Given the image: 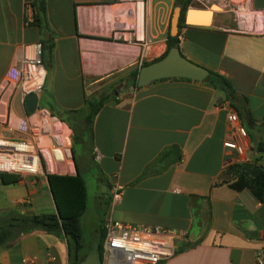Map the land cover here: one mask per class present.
Returning <instances> with one entry per match:
<instances>
[{
	"label": "crops",
	"instance_id": "0c3cea01",
	"mask_svg": "<svg viewBox=\"0 0 264 264\" xmlns=\"http://www.w3.org/2000/svg\"><path fill=\"white\" fill-rule=\"evenodd\" d=\"M192 1L201 9L217 4L218 11L210 25H178L172 36L173 10L185 0H43L42 11L39 0H0V137L28 138L43 114L79 130L86 156L82 168L75 165L96 172V204L107 203L103 222L170 232L174 254L160 264H255L254 254L264 250V205L248 190L230 188V168H264L257 150L264 145V32L251 21L261 18L264 27V0ZM134 2H142L140 19ZM26 4L37 9L34 24L26 23ZM169 37L182 57L225 78L234 94L228 99L205 81L187 79L133 87L131 73L160 60ZM37 48L46 76L29 114L7 72ZM102 99L88 130L89 104ZM228 111L247 134L242 156L223 145ZM114 184L122 188L118 203L110 201ZM9 186L0 189V213L37 214L36 200L43 202L38 214L56 212L46 177L0 183ZM27 257L69 264L67 241L34 231L0 249V264Z\"/></svg>",
	"mask_w": 264,
	"mask_h": 264
},
{
	"label": "built area",
	"instance_id": "2783aa9c",
	"mask_svg": "<svg viewBox=\"0 0 264 264\" xmlns=\"http://www.w3.org/2000/svg\"><path fill=\"white\" fill-rule=\"evenodd\" d=\"M135 8H139L142 2H134ZM23 14L27 24H33L37 16L34 5L26 4ZM252 18V17H251ZM260 25V31L264 32L261 18L253 20ZM40 49L37 48L31 54L27 51L17 64L7 72V78L16 84L24 98L30 94H37L44 84L46 72L41 65ZM226 120L231 127L224 148L234 151L242 156L245 152L247 134L240 125L238 116L233 111H228ZM45 125V122H43ZM43 124V125H44ZM51 127L38 126L31 122L27 133L28 138L22 140H10L0 137V174L11 175L19 178H39L49 174H65L67 156L61 161L55 162L56 151L62 139L69 137L64 135L51 136L52 150L46 143L50 137ZM70 142V140H69ZM62 164L63 170L59 171L57 165ZM122 194V188L114 184L110 188V201L118 203ZM104 239L102 245L101 264H160L170 259L174 250L169 242L170 232L163 228L135 227L111 219L102 224ZM52 261V258H49ZM255 264H264V250L254 254ZM22 264H38L35 257H27Z\"/></svg>",
	"mask_w": 264,
	"mask_h": 264
},
{
	"label": "trees",
	"instance_id": "16d2710c",
	"mask_svg": "<svg viewBox=\"0 0 264 264\" xmlns=\"http://www.w3.org/2000/svg\"><path fill=\"white\" fill-rule=\"evenodd\" d=\"M181 1V0H179ZM190 4V0H185L182 6V16L179 26L184 25V13ZM38 11L43 10V0H39ZM201 9V8H200ZM37 16L34 23L36 22ZM33 23V24H34ZM175 37L168 38L167 50L162 56L164 58L171 48L177 47ZM161 58V59H162ZM138 70L131 73L133 87H136V77ZM210 86L221 90L229 99L234 91L228 81L218 74L211 73V77L205 80ZM107 100H97L90 102V112L85 118V124L90 129L93 117L101 109ZM259 152H264V145L257 147ZM74 175L49 174L46 176L47 184L55 206L53 214H21L17 211H7L0 213V249L7 248L16 243L22 236L34 231H42L47 234H63L67 241L69 264H79L89 250L94 240L98 243V252L101 258L104 231L102 222L104 219V209L101 212V226H99L95 239L91 243L84 240V231L81 218L87 205V188L77 164ZM235 181L230 184V188L235 191L248 190L254 198L264 205V168L254 164H236L230 168ZM19 177L0 174V183L3 185L15 184Z\"/></svg>",
	"mask_w": 264,
	"mask_h": 264
},
{
	"label": "water",
	"instance_id": "95a60500",
	"mask_svg": "<svg viewBox=\"0 0 264 264\" xmlns=\"http://www.w3.org/2000/svg\"><path fill=\"white\" fill-rule=\"evenodd\" d=\"M216 11H218V7L214 5L208 9L189 7L184 13V23L190 26H208L210 25L213 13ZM181 16V7L174 8L170 19V34L172 36L176 35L178 31ZM210 77L211 73L209 71L186 60L180 55L179 48L174 47L169 50L164 58L138 70L136 87H143L160 79L205 81ZM37 103V94H30L24 102L26 112L34 114L37 109ZM98 249V243L94 240L90 249L79 264H101L102 261Z\"/></svg>",
	"mask_w": 264,
	"mask_h": 264
},
{
	"label": "rangeland",
	"instance_id": "374dc122",
	"mask_svg": "<svg viewBox=\"0 0 264 264\" xmlns=\"http://www.w3.org/2000/svg\"><path fill=\"white\" fill-rule=\"evenodd\" d=\"M177 5V4H175ZM217 6V4H211L208 6L210 8L211 6ZM189 7L194 8H203V6L198 3L197 1H192ZM218 7V6H217ZM48 125H45L43 122ZM67 122H71L69 118H66ZM35 122L38 126H46L51 127L53 130L50 134V137L46 138V143L49 147V150H52L53 143L51 142V136L55 135H64L66 134L69 137V140L67 138L62 139V147H58L56 151H54V158L58 160V156L61 157V155L57 151H61L63 158L67 156L66 160V173L65 174H59V175H74L75 174V162L79 164L81 161L85 159L86 156V145L84 144L83 137L80 135V131L76 129V131H70V129L66 128L63 125H59L58 123H53V120L51 117H49L46 114H43L40 117H35L32 121ZM44 124V125H43ZM55 147V146H53ZM58 155V156H57ZM83 164L80 163V167L82 168ZM63 165H57V168H61L63 170ZM57 174V173H53ZM95 175L96 172L94 169H92L90 172H81V176L83 180L85 181L86 188H87V205L86 210L81 218V223L83 226L84 231V240H86L87 243H91L93 239H95L94 233L97 232L99 226H101V212L103 209V206L101 204H96V198H95ZM43 178V176H41ZM2 190H9L14 189L12 186L9 187H0ZM2 199V197H0ZM38 204V205H37ZM43 207V202H38L36 200L35 205V212L38 214L40 212V208ZM92 245V244H91ZM91 247V246H90ZM89 247V249H90Z\"/></svg>",
	"mask_w": 264,
	"mask_h": 264
},
{
	"label": "bare ground",
	"instance_id": "6f19581e",
	"mask_svg": "<svg viewBox=\"0 0 264 264\" xmlns=\"http://www.w3.org/2000/svg\"><path fill=\"white\" fill-rule=\"evenodd\" d=\"M137 12H138V16H139V19H140L141 18V8L140 7L138 8ZM44 122H46V121L44 120ZM62 146H63L62 144L59 145V147H62ZM57 152L61 155V157L57 155L59 158H58V160L56 158H54L55 162H59V161H61L63 159V155H62L61 151H57ZM57 169L59 171H62L61 168H57Z\"/></svg>",
	"mask_w": 264,
	"mask_h": 264
}]
</instances>
